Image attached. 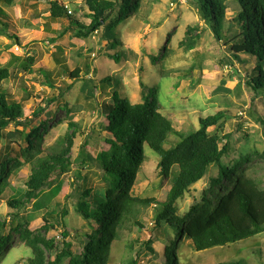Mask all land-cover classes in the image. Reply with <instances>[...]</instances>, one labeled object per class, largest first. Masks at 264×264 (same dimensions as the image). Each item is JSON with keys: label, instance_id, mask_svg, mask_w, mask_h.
I'll list each match as a JSON object with an SVG mask.
<instances>
[{"label": "rangeland", "instance_id": "obj_1", "mask_svg": "<svg viewBox=\"0 0 264 264\" xmlns=\"http://www.w3.org/2000/svg\"><path fill=\"white\" fill-rule=\"evenodd\" d=\"M50 1L53 0H10V3L3 4V26H0L4 28L0 33L7 34L0 35V69H7L10 74L8 79L1 82L0 93L7 96L8 102L13 101L22 106V123L24 120L29 121V125L24 128L10 125L0 131V164L18 157L23 145L21 136L29 133L41 121L47 122L40 133L42 151H49L50 147L70 131L68 122L79 127L72 148L71 172L62 176L58 184L42 197L39 195L46 205L66 184L71 186L70 191L73 190L72 177L78 171L80 186L99 188L101 181L91 176L94 168L88 163L83 168L79 165L87 157L95 159L102 150H109L103 143V119L96 117L93 111L79 102L81 77L74 80L68 75L75 68L81 69V73L87 78L94 79L96 85H101L100 80L104 77H109L110 83H115L110 88L105 84L96 87V98L90 102L94 108L103 103L111 104L114 94H119L120 99L124 96L130 102L141 103L151 98L155 92L160 113L171 121L175 131L187 133L196 130L199 118L225 111L231 119L219 121L208 136L230 134L229 156L232 159L264 151V92L258 91L255 97L249 92L244 84L246 68L234 60L231 47L234 42L229 40L240 32L235 20L240 8L235 0L227 2L220 40L215 39L210 23L205 21L196 0L186 3L180 0H140L138 10H133L131 3L129 14L121 22L118 21L121 0H116L117 7L106 14V23L100 28V32L92 33L81 46H75L71 37L77 29H71L58 41L62 45L56 48L48 45L43 39V33L48 31L51 35L58 34L71 21L62 18L59 25L49 20L47 4ZM74 1L84 4V0ZM85 11L81 16H76V20L83 23L86 20ZM110 26H113V32H110V37L113 38L108 39L110 44L103 49L99 41L105 40L101 38L102 32ZM189 28L194 35L197 34V38L193 46L187 49L181 46V42ZM123 49L132 50L135 59L132 60L129 55V60L124 59L121 54ZM114 54L121 57L112 58ZM242 56L248 64L254 65V59ZM56 59L60 66L56 65ZM85 65L88 67L86 70ZM42 70L50 77L54 88H48L40 79ZM221 82H224V87L230 93L210 96L212 89ZM59 87L61 91L58 90ZM34 113L39 116L37 120H32ZM169 137V144L163 145L165 149L177 139L174 135ZM144 155L131 194L140 199L163 202L170 182H162L159 178L157 154L144 146ZM42 157L16 169L12 166L8 168L10 196L16 198L17 193L25 191L29 168ZM246 166L250 167L247 172L259 180L260 188L264 189V158L252 157ZM84 177L90 178L86 184L82 183ZM216 177L217 166L211 165L204 177L177 201V214H187L192 204L200 202L209 179ZM8 198L7 193H3L0 198V220L6 223L12 212L7 205ZM83 200L82 197L65 199L61 208L66 211V215L60 218L56 212L48 218L55 227L49 231V238L56 241L58 246L61 243V232L67 231V239H71L84 227L74 209L75 201ZM45 204V208L35 211L30 206L20 209L19 215L23 217L22 221H26L24 230L27 233H33L43 226ZM159 210L160 207L155 203L135 205L133 213L142 228H138V225L122 228L120 240L111 246L109 264H128L131 261L134 264L160 263L163 246L168 244V239L175 237V231L167 224L155 226L154 216ZM8 229L7 225L5 230ZM149 239H152L150 246L154 249V255L149 254L146 247L142 246ZM172 240L178 264H215L236 259H244L247 264H264V233L201 252H194L190 241L180 235ZM71 250H75L73 246ZM30 257V249L14 236L0 256V264H28Z\"/></svg>", "mask_w": 264, "mask_h": 264}, {"label": "trees", "instance_id": "obj_2", "mask_svg": "<svg viewBox=\"0 0 264 264\" xmlns=\"http://www.w3.org/2000/svg\"><path fill=\"white\" fill-rule=\"evenodd\" d=\"M240 11L236 17V23L240 32L235 34L230 41L234 44L233 58L246 68L244 71V84L255 97L258 91L264 92V0H235ZM199 9L204 15L205 21L210 23V28L216 40L221 39L222 23L228 0H196ZM10 0H0V26H3L1 17L4 16L3 4ZM132 9L138 10L140 0H121L118 6V21H123L129 14L130 4ZM117 7L116 0H84V4L70 3L65 8L61 0H53L47 4L48 18L52 22L61 25L62 18L70 19V25L62 29L58 34L51 35L48 31L43 33V39L50 47L61 46L59 44L63 36L71 29H77L72 35V43L81 46L82 43L94 32H100V28L106 23V14ZM85 11L86 20H76ZM70 11V13H68ZM4 28H0V31ZM113 26L102 32L101 38L106 42L111 36ZM106 31V32H105ZM6 34L5 32H1ZM0 33V35H2ZM7 35V34H6ZM197 34L194 35L189 28L185 33L181 46L190 49L193 46ZM15 41L16 37H12ZM49 50V49H48ZM133 58L135 54L129 51ZM254 59V65L248 64L245 57ZM121 55L114 54L112 58L118 59ZM125 59V55L123 54ZM56 65L60 62L56 59ZM231 64L230 61H227ZM88 67L84 66V70ZM66 71H63V76ZM76 80L81 77L79 90V102L86 109H90L103 119V143L109 149L102 150L95 159L87 157L79 165L81 168L88 163L94 170L91 176L101 181V186L96 189L80 186L79 171L73 174L71 186L66 184L53 200L46 205L39 195L53 188L61 180L62 176L69 174L72 168V148L77 135L78 126L68 122L69 132L56 142L48 150H41V131L47 122L41 121L21 136L22 147L15 160H6L0 164V198L3 193L9 196L7 205L12 211L9 221L0 220V256L10 245L14 236L31 251L28 264H109L111 246L120 240L121 230L124 227H132L139 223L134 207L155 203L160 210L155 213L154 224L160 227L167 224L174 229L172 239L178 236L190 241L194 252H201L213 247L227 246L235 242L252 238L264 233V189L259 186V180L248 173L252 157L264 158L262 153L245 155L232 159L230 134H216L208 136L215 130L216 124L231 119L225 111L216 112L214 115L199 118L198 129L187 133L174 130L169 119L160 113L156 94L146 99L143 103L132 104L119 94L112 95L111 104H101L94 108L90 102L96 98V87L103 84L109 87V77L100 80L101 85H96L95 80L87 78L81 73V69L75 68L68 74ZM10 76L7 69H0V84ZM40 79L48 88H54L50 77L42 70ZM118 83V82H117ZM119 84V83H118ZM68 90V87H65ZM59 87L58 90H60ZM156 90V89H155ZM61 91V90H60ZM224 87V82L212 89L210 96L229 94ZM7 96L0 93V131L8 126L17 128L29 125V121H20L22 106L16 102L6 100ZM54 98V97H51ZM49 102V101H47ZM98 104V101H97ZM65 108V107H64ZM39 118L34 113L32 120ZM176 136V140L169 144V136ZM144 146L157 154L159 178L162 182H170L166 198L163 202L150 199H140L131 194L132 186L137 178L140 166L145 158ZM29 168L25 191L15 196H10L8 189V168L16 169L24 164L31 163L41 157ZM217 166V177L208 181V187L202 192L200 202L192 204L187 214H177L176 203L193 184L200 181L206 170L211 166ZM245 166L247 167L245 169ZM90 178H82L86 184ZM82 197L84 200L75 201V212L83 221L84 227L79 234L71 239L67 231L60 233L61 243L49 238V231L54 230V223L49 217L56 212L60 218L66 215L61 208L62 202L72 198ZM42 217L43 226L33 233L24 230L26 221L19 215L20 209L30 206L32 211L45 208ZM29 209V210H30ZM22 221V222H21ZM9 226L6 231L5 227ZM168 239V244L163 246V256L159 258V264H178V257L173 248V240ZM152 239L143 244L148 253L154 255V249L150 246ZM73 249L71 250V247ZM52 256V259H51ZM134 264V261L131 263ZM215 264H247L244 259L228 260Z\"/></svg>", "mask_w": 264, "mask_h": 264}, {"label": "crops", "instance_id": "obj_3", "mask_svg": "<svg viewBox=\"0 0 264 264\" xmlns=\"http://www.w3.org/2000/svg\"><path fill=\"white\" fill-rule=\"evenodd\" d=\"M111 31L113 32V29H111ZM111 31H110V32H111ZM110 35H111V34H110ZM109 38L112 39L113 37H110V36H109ZM99 42H100L99 44H100L101 48H103V49L105 48L106 45L110 44L109 41L106 42V40H104V41L100 40ZM106 43H107V44H106ZM126 51H127L128 53H130V52H129L130 49H123L122 52H121V54H122V55L124 54L125 57H126L128 60H129L128 55L130 56V58H131L132 60H134L135 58H133L132 55H131V54H128ZM131 51H132V50H131ZM111 57H112V56H111ZM126 58H125V59H126ZM118 83H119V82H118ZM119 85H120V84H119ZM153 87H154V89H155V86H153ZM109 88H110V87H109ZM111 93H112V91H111ZM122 97H124V96H122ZM125 98H127V97H125ZM127 99H128V98H127ZM128 100H129V99H128ZM129 102H130V101H129ZM130 103H132V104H140V103H133V102H130ZM141 103H143V102H141ZM160 110H161V109H160ZM173 128H174V127H173Z\"/></svg>", "mask_w": 264, "mask_h": 264}, {"label": "built area", "instance_id": "obj_4", "mask_svg": "<svg viewBox=\"0 0 264 264\" xmlns=\"http://www.w3.org/2000/svg\"><path fill=\"white\" fill-rule=\"evenodd\" d=\"M61 1L64 2L65 8H68L70 3H77L74 0H61ZM180 1L186 3L187 1H190V0H180ZM68 13H70V11ZM96 33H98V32L96 31Z\"/></svg>", "mask_w": 264, "mask_h": 264}]
</instances>
